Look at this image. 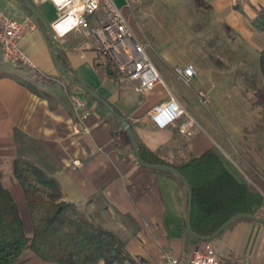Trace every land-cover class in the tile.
<instances>
[{"label": "crops", "instance_id": "obj_1", "mask_svg": "<svg viewBox=\"0 0 264 264\" xmlns=\"http://www.w3.org/2000/svg\"><path fill=\"white\" fill-rule=\"evenodd\" d=\"M161 2L170 9L172 22L185 24L176 32L181 37L198 39L203 37V30L220 33L224 47L217 51L216 62L222 71H248L253 69L255 60L259 63L264 48L260 18L264 0ZM202 7L210 9L201 10ZM40 12L50 26L58 18ZM163 15L166 17L164 12ZM27 16L21 14L18 19ZM195 23H204L203 29ZM153 26L151 35L156 38L160 31L155 27L153 30ZM56 40L60 63L72 77L55 65L51 36L37 23L21 42L33 66L5 62L0 48V158L6 160L2 168L8 176V161L23 158L45 170L58 181L65 201L73 203L94 223L126 239L127 251L136 264H161L166 253L187 261L201 242L186 228L187 192L171 174L140 164L117 116L131 124L136 141L151 151H166L186 143L199 156L215 148L194 115L197 108L191 107L193 112L189 108V104L193 106L194 94L176 95L170 88L168 71L160 72L166 86L140 93L134 83L119 82L107 74L105 66L98 62L100 55L92 37L73 31ZM163 52L165 56L173 55L167 48ZM197 58L195 54L170 63L163 57L174 75L176 66H193L197 71L194 79L201 71ZM224 78L237 81L234 86L241 85L240 77L231 74ZM81 84L96 93L112 111ZM171 94L184 105L187 114L176 124L157 129L151 124L149 113ZM74 99L85 100L92 110L85 122L89 134L74 132L78 123ZM187 148L179 151L187 154ZM75 159L81 160L82 165L73 169ZM243 164L255 174L253 178H244L243 174L248 175L242 167L226 162L239 181L257 183L256 188L262 190L264 177L256 171V163L246 160ZM10 191L26 205L20 184L10 187ZM212 243L220 264H264V223L260 221L236 219ZM27 260V264H44L34 254Z\"/></svg>", "mask_w": 264, "mask_h": 264}, {"label": "trees", "instance_id": "obj_2", "mask_svg": "<svg viewBox=\"0 0 264 264\" xmlns=\"http://www.w3.org/2000/svg\"><path fill=\"white\" fill-rule=\"evenodd\" d=\"M23 7L46 30L34 13ZM260 18L264 33V10ZM98 60L109 76L123 81L100 56ZM259 69L264 78V48L259 54ZM256 98V104L264 108V89L257 90ZM263 123L255 124L250 133H264ZM137 146L144 163L170 166L189 181L193 191L189 224L198 240L212 236L240 214L264 219L263 194L249 182L239 181L213 148L195 156L186 143L155 152L139 142ZM181 148H187V154H181ZM5 162L0 158V264H19L27 251L51 264H136L127 251L126 239L94 223L65 201L58 181L45 170L28 159L13 158L8 161L9 170L23 189L32 226L31 235L27 234L2 168Z\"/></svg>", "mask_w": 264, "mask_h": 264}, {"label": "rangeland", "instance_id": "obj_3", "mask_svg": "<svg viewBox=\"0 0 264 264\" xmlns=\"http://www.w3.org/2000/svg\"><path fill=\"white\" fill-rule=\"evenodd\" d=\"M31 1L47 17L49 14L58 15L51 1L41 3H36L35 0ZM7 2L15 5L17 9L10 7ZM116 3L121 8L124 17L136 35L146 45L147 51L158 70L162 74L167 71L169 72L168 82L172 91L176 95L182 93L194 94L193 106L189 104V108L192 112L193 109L191 107L197 108L194 115L200 122L203 133L213 142L216 152L229 166L235 167L238 165L242 167L248 175L243 174L244 178L247 177L246 179H249L255 176L243 164L246 160L252 163L255 162L258 168L255 170L264 177V133H250L251 128L255 124L260 121L264 122V108L256 104L257 90L264 89V78L260 72L259 63L257 62L256 64L255 60L252 64L253 69L248 71H222V66L216 62V59L219 57L217 51L224 47V42L220 38L219 32L203 30L201 35L203 37L188 40L181 37L180 33H176L185 24L172 22L173 18L170 9L167 10L161 0H116ZM156 3L159 4L155 5ZM0 9L14 18H18L21 14L29 15L26 9L16 0H0ZM207 9L210 8H201V10ZM163 12L166 17L163 15ZM29 17L35 21L34 17L30 15ZM153 22H156L155 26H153ZM151 25L153 26V30L156 28L160 31V33L156 34L159 38H154L151 35ZM202 25L204 23L197 24L196 26L202 30ZM166 48L173 53L172 56L164 55L163 51ZM195 54L198 55L197 62L201 67V71L198 79H194L190 82V85L184 84L176 75L169 71L163 59L165 57L166 61L172 63L174 60L181 61L182 59L193 57ZM231 74L232 76L240 77V80H242L240 81V86H234L233 83H237V81H228L224 78ZM200 91L205 94L206 103H203L199 95H197ZM200 114H204L205 118L201 117ZM258 148L259 150H257ZM7 172L9 186L11 188L14 185L19 186L14 175L9 171ZM163 172L171 174L166 171ZM249 183L253 188L258 190L256 188L257 183ZM258 191L263 192L264 196L263 186L262 190ZM13 196L20 207L25 230L27 234L31 235L32 226L27 207L25 203L22 204L18 200L16 195L13 194ZM31 254L33 253L30 251L25 252L19 264H27L29 262L27 260L28 256Z\"/></svg>", "mask_w": 264, "mask_h": 264}, {"label": "built area", "instance_id": "obj_4", "mask_svg": "<svg viewBox=\"0 0 264 264\" xmlns=\"http://www.w3.org/2000/svg\"><path fill=\"white\" fill-rule=\"evenodd\" d=\"M51 1L58 12L57 20L51 25L56 38H63L73 31H81L95 40V46L103 62L108 63L124 81L134 83L140 93L152 92L165 81L152 61L146 45L136 35L116 0H38ZM36 27L29 16L18 19L0 9V48L5 62L33 66L21 48L23 39ZM176 76L186 85L196 77V69L189 65L176 66ZM206 103L205 94L199 93ZM73 111L78 119L74 126L76 134H89L85 122L92 114L87 102L73 100ZM187 114L184 105L174 95L157 104L149 113L151 124L164 129L179 122ZM82 165L75 159L72 168ZM161 264H220L215 246L211 241H201L187 261L166 253ZM248 264V263H247Z\"/></svg>", "mask_w": 264, "mask_h": 264}, {"label": "water", "instance_id": "obj_5", "mask_svg": "<svg viewBox=\"0 0 264 264\" xmlns=\"http://www.w3.org/2000/svg\"><path fill=\"white\" fill-rule=\"evenodd\" d=\"M18 3H20L21 5L29 8L35 15V17L43 24V26L46 28V30L49 32L50 36H51V46H52V49L54 50V53H53V60H54V63L55 65L57 66V68L66 76H70L72 77L69 73H67L64 68L62 67L61 63H60V58H59V54H58V48H57V40H56V36L51 28V26L47 23V21L45 20V18L43 17V15L41 14V12L35 7V5L33 3H31L29 0H16ZM81 86L87 91L89 92L92 96H94L95 98H97L98 100L104 102V100H102L100 97H98L96 95V93H94L90 88H88L87 86H85L84 84H81ZM108 108L112 111V108L106 103L104 102ZM119 121L121 122L122 124V129L124 131L127 132L130 140H131V143H132V146H133V149H134V152L140 162V164H142L143 166H146L148 168H154V169H158V170H162V171H166V172H169L173 175H175L177 178H179L185 188H186V192H187V208H186V217H185V223H186V228L187 230L193 235V231L190 227V224H189V220H190V215H191V210H192V203H193V191H192V187L189 183V181L185 178V176L180 173L178 170L170 167V166H166V165H150V164H146L144 163L141 158H140V155H139V151H138V146H137V141H136V138H135V135H134V132H133V129L131 127V124L128 122V121H125L122 117H119L117 116ZM240 218H246V219H252V220H256V221H260L262 223H264V220L263 219H259V218H256L254 216H250V215H245V214H240V215H237V216H234L233 218H231L229 221H227L225 224H223L221 226V228L215 233L213 234L212 236L208 237V238H203V239H200V241H213L215 238H217L234 220L236 219H240Z\"/></svg>", "mask_w": 264, "mask_h": 264}]
</instances>
